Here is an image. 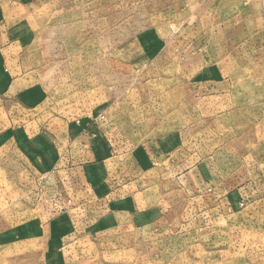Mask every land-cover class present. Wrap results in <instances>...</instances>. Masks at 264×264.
Listing matches in <instances>:
<instances>
[{
  "label": "rangeland",
  "instance_id": "obj_1",
  "mask_svg": "<svg viewBox=\"0 0 264 264\" xmlns=\"http://www.w3.org/2000/svg\"><path fill=\"white\" fill-rule=\"evenodd\" d=\"M3 2L0 264H264V0Z\"/></svg>",
  "mask_w": 264,
  "mask_h": 264
},
{
  "label": "crops",
  "instance_id": "obj_2",
  "mask_svg": "<svg viewBox=\"0 0 264 264\" xmlns=\"http://www.w3.org/2000/svg\"><path fill=\"white\" fill-rule=\"evenodd\" d=\"M11 9L12 6H8L5 2L0 4V152L13 145L14 137L12 136L16 129L15 126L8 125V122L10 118H16L15 105L18 107L25 105L27 101L24 98L28 92L31 93L32 91L31 86H26V78L16 76L17 68L13 64L16 34L10 31L9 27L6 29L10 17H13ZM10 106H12L11 109H9ZM2 166L3 159L0 156V172H2ZM0 183H2L1 176Z\"/></svg>",
  "mask_w": 264,
  "mask_h": 264
}]
</instances>
